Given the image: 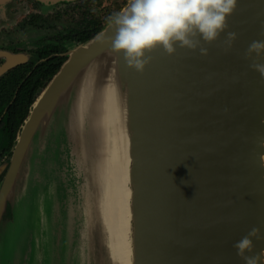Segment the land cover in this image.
Here are the masks:
<instances>
[{
	"label": "water",
	"instance_id": "water-1",
	"mask_svg": "<svg viewBox=\"0 0 264 264\" xmlns=\"http://www.w3.org/2000/svg\"><path fill=\"white\" fill-rule=\"evenodd\" d=\"M8 1L0 0V5ZM228 25L227 31L237 34L231 50L224 51L227 32L211 46L204 45L207 57L199 50L179 47L169 57L157 49L143 74L129 69L123 56L112 51L114 29L108 24L70 50L33 103L10 157L0 166V234L9 208L31 176L29 161L36 157L31 153L33 145L39 160L53 159L52 152L44 154L55 149L56 129L73 158L70 146L76 141L70 127L78 94L93 71L103 75L106 85L116 73L125 81L127 95L133 264H245L233 244L253 227L260 228L261 238L253 239L252 255L258 257L257 264H263L264 78L249 67L251 61L244 59V53L253 40L264 39V0H238ZM0 58L4 60L0 77L28 60L25 54L2 52ZM88 129L85 117L84 131ZM49 161L46 168H54ZM74 172L72 164L69 179L74 185L63 183V192L49 213L52 220L53 215L56 218L58 238L61 235L69 254L66 264H71V258L74 264L114 262L107 241H98L94 227L86 255L78 246V218L68 208L69 197L78 193ZM88 173L85 170V176ZM60 174L67 182L63 170ZM85 180L86 203L92 205L88 215L95 218L97 191L90 190L95 188L90 179ZM53 189L56 192L58 186L51 183ZM49 219L42 212L37 217L43 234L52 230ZM95 220L104 228L101 219Z\"/></svg>",
	"mask_w": 264,
	"mask_h": 264
},
{
	"label": "rangeland",
	"instance_id": "rangeland-1",
	"mask_svg": "<svg viewBox=\"0 0 264 264\" xmlns=\"http://www.w3.org/2000/svg\"><path fill=\"white\" fill-rule=\"evenodd\" d=\"M103 2L105 3L104 7H106V11H108V16L120 11L127 4V0H103ZM87 4L89 5L92 13L98 16L99 10L98 12H95L93 0L87 1ZM49 11L45 13H48ZM18 12V10L10 9L6 17L8 19V22L4 17L0 15V49L3 45L8 46L10 44L32 47L30 44H28V42L31 41L32 38L37 36L43 37L44 35H48L49 32H52L51 29L42 30V27L37 28V30L24 27L20 28L19 26H17V24L22 23V21L24 20L23 17L25 15V12H21V15L19 16ZM53 12L54 11L50 12L48 16L45 17V19H47L48 21L52 20ZM79 16V12H77V10H74L73 15H65L61 18V21L65 24V27H74V25L79 21ZM105 26H107V24H105ZM77 46L79 45L71 44L68 46V49L70 51L75 49ZM25 55L29 56L26 53ZM54 135L58 139L57 143L55 144V149H47L44 154L46 156V154L52 152L51 155L55 156L53 159L44 157L43 159L39 160L37 150L35 149V144L32 147V156L36 155V157L33 156V162L31 160L29 161L31 167L29 165L28 166L31 172V176L30 178H28L22 190H20L19 195H17L16 199H14L11 208H9L7 214L8 222L5 224L6 227L0 234V264H66L69 261V254H67L65 244L62 243L61 235H59V238L57 235L59 234V229L55 226V222L53 221L56 220V218L53 215L54 219L52 220V215H50L49 213H52V211L54 210V199H58L57 197H60L63 192L60 188L62 187L63 183H65V187L74 185V181L69 179L72 178V164L74 165V171H76V173H74L79 179L77 182L78 193L75 191L73 192L75 193L74 195L71 194V196L69 197L70 199L68 208L70 207V215H75L78 218V220L75 221V223L77 222L78 230V246L80 249L85 251L84 253L86 255V251L88 252V249L91 248L89 245L91 241L89 233L91 235L93 227L96 233L95 236L96 238L98 237V241H102L101 243H106L107 241V247L110 245L108 243V234L105 229L102 228L103 226H100V220H95L101 219L99 215V209L102 206L103 200L105 199L103 189L107 190L108 183H104V180L101 176L97 177V181H95V177H89L90 173L87 174L88 177L85 176L84 164H82L80 158L82 148L79 147L78 149L77 144L75 142L73 143L72 141L70 152L74 157L71 158L68 150L66 149L67 147L64 137H62V135L59 134L56 129H54ZM70 138L71 137H69V139ZM3 160L5 161V159ZM49 160H51V162L55 164L54 168H46V166L49 165ZM4 161L1 163V165L4 163ZM77 161L79 162V165ZM62 170L63 173L68 177L67 182H64L65 176L60 174ZM105 176L108 177L107 175ZM2 178L3 177H1V181ZM85 178L90 179L91 182H97L96 185H101L100 183L103 184V186L100 187L102 190H99V188L97 190L96 188L90 187L91 191H97L98 196V198L95 199V218L93 214L88 215L89 208L91 209L92 205L91 201H89V207L86 203V184L88 180L86 181ZM51 183L58 186V190H56V192L55 189L50 190ZM54 192L56 194H54ZM40 195L41 199L39 200ZM41 212L46 217L50 218V226L52 225V230L46 231L44 234L42 231V227L40 228L37 225V217H39V214ZM90 213L92 212L90 211ZM105 222L108 224V221ZM88 223L90 228L88 226ZM38 230H40V236H37ZM107 249L112 255L109 250L110 248L108 247ZM107 257L108 256H106V258ZM106 260L107 261H105V263L107 264H111V262L113 264L117 263L116 259H114V262L112 260L110 261L109 259ZM85 262L86 261H84V264H86ZM70 263L74 264V258H71Z\"/></svg>",
	"mask_w": 264,
	"mask_h": 264
},
{
	"label": "clouds",
	"instance_id": "clouds-1",
	"mask_svg": "<svg viewBox=\"0 0 264 264\" xmlns=\"http://www.w3.org/2000/svg\"><path fill=\"white\" fill-rule=\"evenodd\" d=\"M238 0H127L120 11L107 17L114 29L110 44L113 52L122 55L126 66L143 74L152 62L151 53L162 49L169 57L181 50L208 56V48L227 32L224 51L232 49L237 34L227 31L228 18L236 11ZM264 36V32L261 33ZM249 67L264 78V39L253 40L244 53ZM264 168V157L261 158ZM260 239V228L253 227L233 244L245 264H257L252 255L253 239Z\"/></svg>",
	"mask_w": 264,
	"mask_h": 264
},
{
	"label": "bare ground",
	"instance_id": "bare-ground-1",
	"mask_svg": "<svg viewBox=\"0 0 264 264\" xmlns=\"http://www.w3.org/2000/svg\"><path fill=\"white\" fill-rule=\"evenodd\" d=\"M102 76L94 71L88 76L89 83L76 99L70 128L73 139L82 148L80 158L89 176L95 177V181L101 176L108 183L107 190L103 189L105 199L99 215L108 234L109 250L118 264H133V186L125 81L115 73L106 85ZM85 117L89 124L87 132L84 131ZM95 181H92L94 187L102 190L103 184L96 185Z\"/></svg>",
	"mask_w": 264,
	"mask_h": 264
},
{
	"label": "flooded vegetation",
	"instance_id": "flooded-vegetation-1",
	"mask_svg": "<svg viewBox=\"0 0 264 264\" xmlns=\"http://www.w3.org/2000/svg\"><path fill=\"white\" fill-rule=\"evenodd\" d=\"M87 1L90 0H58L55 3H42L38 0H10L0 5V15L4 17L7 22L8 19L6 17L9 10H18V16L21 15V12H25L23 17L24 20L21 24H17L20 28L24 27L37 30V28L42 27V30L51 29L52 31L49 32L48 35H44L45 37L37 36L32 38L31 41L28 42L32 47H27L25 45L17 46L16 44H10L8 46L3 45L0 52L13 55L28 54V60L19 66H29L30 68L27 74L29 76L41 62H44L51 57H66V54L69 52L68 46L71 44L80 45L79 40L85 36L84 32L90 30V28L89 30L85 29L86 26L87 28L91 25L104 27L106 24L105 21L108 17V11H106V7H104L105 3L103 0H93L95 12H98L99 10L98 16L92 13ZM74 10H77L80 14L78 23H76L74 27H65L61 18L65 15H73ZM47 11L49 12L45 13ZM52 11H54L52 14V20L48 21L45 17H47ZM46 45H54V49H57L58 52L51 53L46 59L37 58L36 60L35 56L37 57V55L42 52V48H45ZM64 47H67V49L64 50ZM3 63L4 60L0 58V66H2ZM2 77H0V79Z\"/></svg>",
	"mask_w": 264,
	"mask_h": 264
},
{
	"label": "trees",
	"instance_id": "trees-1",
	"mask_svg": "<svg viewBox=\"0 0 264 264\" xmlns=\"http://www.w3.org/2000/svg\"><path fill=\"white\" fill-rule=\"evenodd\" d=\"M85 29L89 31L84 32L85 36L79 40L80 44L99 34L103 27L91 25ZM54 48V45H46L35 59H46L51 53H57ZM63 49L66 50L67 47ZM66 60L67 57H51L41 62L30 76L27 75L29 66H19L0 79V165L3 159L10 157L17 134L33 103Z\"/></svg>",
	"mask_w": 264,
	"mask_h": 264
}]
</instances>
